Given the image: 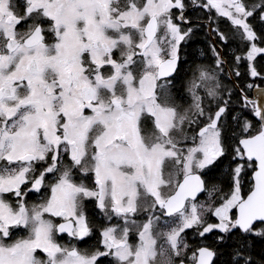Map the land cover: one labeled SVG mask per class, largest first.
<instances>
[{
	"label": "snow or ice",
	"instance_id": "6c2138e0",
	"mask_svg": "<svg viewBox=\"0 0 264 264\" xmlns=\"http://www.w3.org/2000/svg\"><path fill=\"white\" fill-rule=\"evenodd\" d=\"M223 19L264 81V0H0V264H264V106L182 59Z\"/></svg>",
	"mask_w": 264,
	"mask_h": 264
},
{
	"label": "flooded vegetation",
	"instance_id": "af4514ba",
	"mask_svg": "<svg viewBox=\"0 0 264 264\" xmlns=\"http://www.w3.org/2000/svg\"><path fill=\"white\" fill-rule=\"evenodd\" d=\"M202 22L205 25L204 27H206L207 30H208L209 29L208 21L205 20V21H202ZM223 22H225V23H223ZM225 24L227 25L228 30L231 32V35H232L231 27L229 25V22L226 19H223L219 23L220 29L226 33L227 29L226 30L223 29V28H225ZM216 26H217L216 24H212L213 28H215ZM256 31L258 33L264 32V28H261L259 25H257ZM208 34H209L210 38L208 37V40L205 43V45L207 47V52L205 53L203 51V49H202V51H203V52L201 51L202 57L199 60H204V61L210 60L211 57H212V53L209 51L210 46H211V44H212V42L214 40L218 44V42H217L218 40H217L214 32H212L210 30V32ZM235 43H237L238 49L236 51H234V52L231 51V52H226L225 53L224 50L222 49V47L219 44L217 46V48L219 47L218 49L222 53V56H223V58L225 60V64H224L225 71L223 72V77H222L223 84L228 85V82H231L232 84H234L236 86V88L238 90L239 89H244V91L246 92V94H247L249 99L255 101L260 106H264V81H261L259 78H257L256 80H252V78H250V76L248 75V70H247V67H246V63H242L239 66L240 72H241V75L239 77H236L235 74H234V68L236 67V65L233 62V55L237 54L238 52L243 50V45L240 44L239 41H235ZM256 43L258 45H260V46H264V45H261L260 41H257ZM206 58H208V59H206ZM182 59H184L183 54H182ZM254 63H255V66H256L257 70L262 72V73H264V56H258ZM247 83H254L256 85H259V88H255L254 87L252 89H248V88H246V84ZM183 102H184L185 105H187V99H184ZM224 125H225V123H224ZM250 179H251V177L249 175H246L245 178H244V184H245L244 191L245 192L247 191V185H248V182L250 181ZM202 198H203V196L200 199H202ZM40 199H41V197L39 195L30 194L29 203L38 202ZM99 220L100 221L102 220L101 215L99 217ZM17 234L18 235H24L25 233L20 231ZM57 239H58V242L61 243V244H64V245L76 244L79 248H81L80 242L70 241V238L66 234L63 237H57ZM201 244H203V243H201Z\"/></svg>",
	"mask_w": 264,
	"mask_h": 264
},
{
	"label": "trees",
	"instance_id": "16d2710c",
	"mask_svg": "<svg viewBox=\"0 0 264 264\" xmlns=\"http://www.w3.org/2000/svg\"><path fill=\"white\" fill-rule=\"evenodd\" d=\"M199 15H203V13H199ZM225 23V22H223ZM224 26V25H223ZM224 30H228L227 25L225 24V28H223ZM226 30L227 35L229 36V43L228 45H221L219 41L218 44L222 47V49L224 50V52H231V51H236L238 49V45L237 43H235V41L237 40H233L231 38V32L228 30ZM210 29L207 30L206 27L203 28L202 30V34L198 36V38L196 39L195 42H193L192 44L182 48V54L185 60H190L192 58H195L197 60H199L202 57L201 51L203 49V51L206 53L207 52V47L205 45V43L208 40L209 37V33ZM210 38V37H209ZM217 44V46H218ZM219 48V47H218ZM202 51V52H203ZM208 59V58H206ZM188 68V65H184V68L181 71V75H183V71L186 70ZM179 79V80H178ZM177 82L175 84V89L173 91V95H176V92L179 91V89L181 88V83L182 81L180 80V78H177ZM225 88L231 89L233 91L234 96L238 94V89L236 88V86L234 84H232L231 82H228V85L224 84ZM180 95L183 97L184 93H180ZM186 99V98H185ZM233 104H236V101H233ZM225 125L223 128L224 133L226 134V136L229 139V142H231L233 136H234V132L232 131V129H234L236 127L234 122L225 120ZM230 162V157L229 158H225L224 160V165L217 170L216 175L218 176H222L228 168V164ZM88 213L90 216L94 217L95 220L97 221V227L99 226V217L100 214L99 212L91 205H88ZM188 239L191 241H195L196 238L192 235L191 230L189 231V236ZM214 241V237L213 236H209L207 238V240L204 241H200V243L203 244H208V245H212ZM81 244V248L83 249H90L96 246L97 244V236L93 235L91 237L86 238V241H82L80 242ZM196 246L195 242H193L192 247L194 248ZM218 246V255L215 261V264H227L228 260H229V256H230V252L232 251L231 248V244L230 243H226L223 245H217ZM257 248H264V243H257Z\"/></svg>",
	"mask_w": 264,
	"mask_h": 264
},
{
	"label": "rangeland",
	"instance_id": "374dc122",
	"mask_svg": "<svg viewBox=\"0 0 264 264\" xmlns=\"http://www.w3.org/2000/svg\"><path fill=\"white\" fill-rule=\"evenodd\" d=\"M190 231V230H189Z\"/></svg>",
	"mask_w": 264,
	"mask_h": 264
}]
</instances>
